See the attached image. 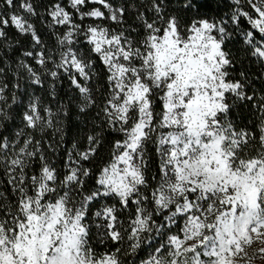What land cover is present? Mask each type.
<instances>
[{
  "label": "snow or ice",
  "instance_id": "snow-or-ice-1",
  "mask_svg": "<svg viewBox=\"0 0 264 264\" xmlns=\"http://www.w3.org/2000/svg\"><path fill=\"white\" fill-rule=\"evenodd\" d=\"M0 264H264V0H0Z\"/></svg>",
  "mask_w": 264,
  "mask_h": 264
}]
</instances>
